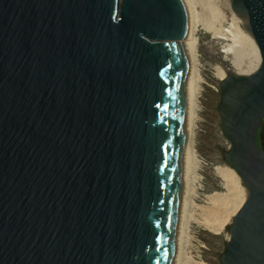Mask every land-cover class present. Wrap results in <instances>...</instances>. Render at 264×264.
Masks as SVG:
<instances>
[{
  "label": "water",
  "instance_id": "95a60500",
  "mask_svg": "<svg viewBox=\"0 0 264 264\" xmlns=\"http://www.w3.org/2000/svg\"><path fill=\"white\" fill-rule=\"evenodd\" d=\"M230 7L260 64L220 82L247 191L220 259L264 264V0ZM189 29L184 0H0V264H174Z\"/></svg>",
  "mask_w": 264,
  "mask_h": 264
},
{
  "label": "rangeland",
  "instance_id": "374dc122",
  "mask_svg": "<svg viewBox=\"0 0 264 264\" xmlns=\"http://www.w3.org/2000/svg\"><path fill=\"white\" fill-rule=\"evenodd\" d=\"M185 3L188 5L187 8L191 16L190 35L197 40L196 53L200 78L198 82V120L194 138L195 152L199 159V170H197L198 181L194 185L195 193L193 192L190 197L192 204L190 203L191 206H188L189 211H192L195 208L192 206L197 204L204 207L209 206L208 196L215 192L227 191L225 182L217 171L218 167H230L224 161L222 151V149L227 150L229 148V141L223 134L221 128L222 118L217 109L221 90V79L217 75V68L221 67L226 73H232L236 70L231 60L223 52L222 43L215 40L212 32H210L212 23L214 20L220 19L219 17L224 16L226 20L230 21L233 13L230 0H186ZM198 212L200 211L198 210ZM195 217L198 221L190 220L191 244L188 248V252L190 251L188 255L195 262L221 264L220 257L230 237L229 227L234 216L231 217L221 233L212 232L204 224L201 215Z\"/></svg>",
  "mask_w": 264,
  "mask_h": 264
},
{
  "label": "bare ground",
  "instance_id": "6f19581e",
  "mask_svg": "<svg viewBox=\"0 0 264 264\" xmlns=\"http://www.w3.org/2000/svg\"><path fill=\"white\" fill-rule=\"evenodd\" d=\"M225 5L229 6L228 4ZM188 12L190 15L189 9ZM219 18L216 21L214 20L210 28L213 38L222 43L223 52L231 60L236 70L235 72L243 75L252 74L258 69L260 64V55L254 40L241 26V18L234 14V12L231 14L230 21L226 20L224 16ZM196 44L197 40L190 35L189 29L188 36L183 41L189 73L186 86V133L183 153L182 201L174 264H207L203 261L195 262L188 255L190 252H188V248L191 244L189 234L190 220L198 221L195 216L201 215L204 224L212 232L221 233L229 223L231 217L242 207L247 196V191L241 184L240 177L235 170L230 167H218L217 171L223 178L227 191L215 192L208 196L209 206L206 205L204 207L197 204L196 206H192L195 207L192 211H189L188 206L192 204L190 197L193 195L194 185L198 181L197 170H199V159L194 146L196 122L198 120V82L200 80ZM217 69V75L220 79H223L227 73L221 67Z\"/></svg>",
  "mask_w": 264,
  "mask_h": 264
},
{
  "label": "flooded vegetation",
  "instance_id": "af4514ba",
  "mask_svg": "<svg viewBox=\"0 0 264 264\" xmlns=\"http://www.w3.org/2000/svg\"><path fill=\"white\" fill-rule=\"evenodd\" d=\"M220 93H221V90H220ZM218 109H219V107H218ZM220 112V111H219ZM220 115H221V113H220ZM221 118H222V115H221ZM221 123H222V120H221ZM223 131V130H222ZM223 134H224V132H223ZM224 136L226 137V135L224 134ZM258 136H259V140H260V148L262 149V150H264V117L262 118V120H261V123H260V126H259V128H258ZM227 138V137H226ZM228 139V138H227ZM228 141H229V148L225 151V152H223V158H224V154L226 153V152H228L230 149H231V143H230V140L228 139ZM224 161L228 164V162L225 160V158H224ZM229 165V164H228ZM230 166V165H229ZM231 167V166H230Z\"/></svg>",
  "mask_w": 264,
  "mask_h": 264
}]
</instances>
